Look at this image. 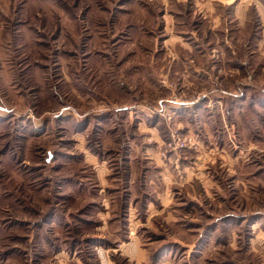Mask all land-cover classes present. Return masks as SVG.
<instances>
[{
    "label": "rangeland",
    "instance_id": "obj_1",
    "mask_svg": "<svg viewBox=\"0 0 264 264\" xmlns=\"http://www.w3.org/2000/svg\"><path fill=\"white\" fill-rule=\"evenodd\" d=\"M251 2L247 39L264 34V0ZM234 6L214 8L232 30ZM208 16L197 0H0V264H264V56L254 43L232 57V81L260 87L211 105L205 150L175 116L151 112L160 136L144 130L165 50L175 34L207 47ZM170 128L194 145L163 156Z\"/></svg>",
    "mask_w": 264,
    "mask_h": 264
},
{
    "label": "crops",
    "instance_id": "obj_2",
    "mask_svg": "<svg viewBox=\"0 0 264 264\" xmlns=\"http://www.w3.org/2000/svg\"><path fill=\"white\" fill-rule=\"evenodd\" d=\"M197 3L206 8L209 12L208 17L213 21L212 32L209 34L206 33V38L208 39L206 41L207 47L202 44L193 46V43L187 46V42H183L182 40V35L175 34L174 47L169 51L165 50L164 55L165 57H171L169 61L162 65L158 71L159 77L157 78L156 83L162 87V90L160 92L159 88H152L154 91L152 92L153 98L151 97L152 99L148 103L152 104V102H155V104H148L149 106L147 108L149 111H144L147 117L145 116V118H143V124L144 130L149 131L151 134H158V136H160L157 125L154 124V126H149L146 122L151 120V112L154 113V111L161 107V104L164 101L168 100L174 106L172 111L181 126L188 131L192 132L195 130L198 132L200 140L196 149L202 151L208 147V143H206L209 141V133L207 132L209 130L208 123L213 120L215 114L217 113L215 107H212L211 105L214 103L222 104L223 101H228L229 99L238 100L244 95V98L247 99L248 94L245 92L247 86H254L252 88L260 87L255 82L243 83L236 78L232 81V73L234 71H232L230 65L232 57L236 58L238 56H244L248 43H254V49H256L259 55L264 56V34H262L260 38L253 37L251 39H247L243 34V17L247 16L249 10L251 9L249 7V5L252 4L251 0H197ZM216 3L227 5L235 3L234 7L237 13L235 16L239 27V29L237 28L238 30H232V24L229 25V22H226V18H220V15H215L214 8ZM258 9L260 14L263 16L264 12L262 6H259ZM230 22L233 21L231 20ZM247 24H249V21H247ZM218 25H222L223 28V35L220 33V38L219 33H217L216 29H214V27ZM197 38L200 39L199 37H196L195 40H198ZM168 39H171V37H168ZM220 40L222 41L221 43L219 42ZM212 42L214 45H211ZM241 63H243L242 60H240L239 64ZM219 65H221L220 67L223 71L221 76L215 71V67ZM170 80L175 83L176 92L174 90L170 92L166 87V84L170 82ZM164 93L168 95L162 96ZM127 106L130 110H135L138 106H140V104L128 102ZM130 113L132 114L133 111H130ZM156 140L158 139L156 138ZM146 148H148L147 153L151 151L154 153V157L156 156L157 160H159L156 147L151 146ZM88 156H92L91 153H89ZM92 157L93 159H91V161H96L97 156L94 155ZM146 157L150 158V155ZM172 160V158L169 159L170 162H172ZM100 162L102 161L100 160ZM100 162L96 163L95 168L96 170H100V172H102V170L104 171V164H100ZM161 162V164L160 162L158 164L159 174L161 176L163 174L162 177L165 179L171 178V175L167 178L168 163L166 161ZM99 177L101 182H105L107 179L105 178V175L100 174ZM168 194L169 193L165 192L166 196H168ZM158 195L160 196L161 192Z\"/></svg>",
    "mask_w": 264,
    "mask_h": 264
},
{
    "label": "built area",
    "instance_id": "obj_3",
    "mask_svg": "<svg viewBox=\"0 0 264 264\" xmlns=\"http://www.w3.org/2000/svg\"><path fill=\"white\" fill-rule=\"evenodd\" d=\"M174 106L167 100L161 104V107L155 112L160 116H163L167 121L174 118V112L172 111ZM195 138L189 133H183L178 128H170V138L163 145L161 154L166 156L169 153H177L178 151L193 146Z\"/></svg>",
    "mask_w": 264,
    "mask_h": 264
}]
</instances>
